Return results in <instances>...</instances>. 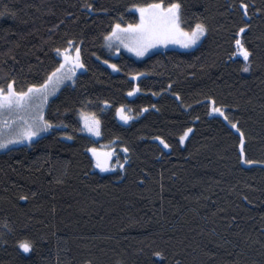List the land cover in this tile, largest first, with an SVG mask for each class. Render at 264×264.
Returning a JSON list of instances; mask_svg holds the SVG:
<instances>
[{"label":"trees","instance_id":"obj_1","mask_svg":"<svg viewBox=\"0 0 264 264\" xmlns=\"http://www.w3.org/2000/svg\"><path fill=\"white\" fill-rule=\"evenodd\" d=\"M88 2L97 11L83 8L85 0H0V11H15L0 16V83L13 75L18 88L42 83L69 40L82 41L85 63L47 104L53 128L0 152V264H160L156 250L165 251L163 264H264V165L243 163L238 133L205 102L212 95L228 105L245 155L264 160V11H255L264 0H244L249 17L241 0H179L181 26L199 19L208 32L190 50L142 60L109 54L103 36L117 20L138 22L130 5L154 0ZM244 23L249 72L242 57L228 59ZM135 72L143 75L134 80ZM135 83L144 90L128 96ZM120 104L131 120L116 114ZM82 110L99 117L100 135L87 131ZM93 146L110 149V163L119 158L125 170L95 167ZM24 235L34 240L29 253L16 243Z\"/></svg>","mask_w":264,"mask_h":264},{"label":"snow or ice","instance_id":"obj_2","mask_svg":"<svg viewBox=\"0 0 264 264\" xmlns=\"http://www.w3.org/2000/svg\"><path fill=\"white\" fill-rule=\"evenodd\" d=\"M5 11H0V16L6 14L15 15L14 10H9L5 5ZM83 8L89 10V12H95L97 9L94 3L85 0L82 5ZM139 13V20L137 23L123 24L119 20L115 21L111 25V30L107 31L103 39L109 48L114 47L115 41L123 44L124 47L130 51L136 53L137 56H143L145 52L155 44H167L174 42L181 44L183 47H192L196 45L201 37L209 30V26L205 21L196 20L194 25L188 27H182L181 9L182 5L179 0H174L167 5L163 0H154V2H146L130 5ZM253 7L255 5L253 4ZM241 8L244 17H249L248 8L249 5L241 0ZM99 11L107 12V9H99ZM257 13L264 11V9L256 8ZM250 28L248 23H244L238 28V31L234 36V50L228 56L229 60L234 57L243 58V67L241 71H251V65L253 62V52L246 46L245 41L242 39L241 34H244L247 29ZM68 46L63 48H56L55 52L58 56L62 57L59 64L54 67L43 80V82L28 83L26 86L18 88L16 85V77L13 75L10 79H7L5 83H0V118L6 113L12 116V123L8 120L3 121V127H0V149H7L10 144H16L23 141H32L33 137L39 136L41 133L46 132L48 129L53 128L51 120L45 119L43 106L47 104L49 95L65 80H72L75 76L78 68H85V63L81 55V44L74 43L72 40L67 42ZM117 51L119 49L117 48ZM105 64H110L113 70H120L119 66L115 63H110L109 60H104ZM133 79H137L143 74L140 72L130 73ZM75 81L73 80V83ZM171 87V82L169 84ZM140 83H135L128 91V96H133L136 93L142 92ZM163 91V89H162ZM153 95H159V93H153ZM175 96L179 99L180 93H175ZM205 102L210 105L209 114H218L223 118V121L230 125L232 129H235L239 136V156L244 164L259 163L264 165V160L253 161L247 158L245 155V133L238 126L239 122L229 115V106L223 103H218L216 98L212 95L205 96ZM109 101L105 100L104 104H108ZM155 108V105H145L141 111H147L149 108ZM190 107V105H188ZM233 107H239V105H233ZM130 108L125 104H120L116 108V114L121 120L127 122L132 119L129 115ZM23 113L22 115H16ZM83 117L84 126L88 132H92L95 135H100V119L95 113H84L81 111ZM199 120V117H195ZM63 123V122H61ZM5 129L8 131L6 132ZM83 130V129H82ZM193 129L191 127L186 128L179 136V143L183 144ZM68 139H72L67 132L63 133ZM164 148H170L171 145L163 137H156ZM91 152L95 158V167L101 170H106L112 167H118L121 170H125V164L120 163L117 158L115 164H111L110 161L115 155L110 149L108 151H99L96 147L87 149ZM125 153H129L130 149L125 147L123 149ZM129 156H124V161L127 162ZM35 195V193H33ZM21 200H27L28 196H21ZM247 199V197H245ZM11 231V230H10ZM18 249L23 253H29L34 247V240L29 236L24 235L22 238L16 241ZM154 257L160 258V264H163L165 258L164 250H156L152 253ZM83 264H93L90 259H85ZM176 264H180L177 260Z\"/></svg>","mask_w":264,"mask_h":264},{"label":"rangeland","instance_id":"obj_3","mask_svg":"<svg viewBox=\"0 0 264 264\" xmlns=\"http://www.w3.org/2000/svg\"><path fill=\"white\" fill-rule=\"evenodd\" d=\"M132 12H134L137 16H138V20H139V13L132 8ZM204 38L201 37V40L196 44L198 45L202 39ZM114 43V47H111L109 48L107 46V44L105 43L104 41V47L108 48L107 52L109 54H114V56H116L118 53H124L126 55H129L131 57H133L134 59L136 60H142L144 58H146L148 55L152 54V53H155V52H162V51H166V50H180V51H186V50H190L192 48H194L196 45L192 46V47H183L181 44H177V43H174V42H169L167 44H155L154 46L150 47L143 56H137L135 52L133 51H130L128 48L124 47L123 44L119 43L118 41H115L113 42ZM117 48L119 49V51H117ZM105 66H107L108 68L112 69L110 67L109 64H105ZM113 70V69H112ZM74 78V77H73ZM73 79L72 80H65L63 83H61L54 91H52V93L49 95V98H48V102L50 101V99H52L57 93L58 91L60 90V88L68 83H72ZM47 102V104H48ZM47 104H45L43 106V112L45 111L46 107H47ZM23 113H20V114H16V115H22ZM4 120H8L12 123H15V121L12 120V116L8 115L7 113L2 117L0 118V127H3V121ZM50 129H48L46 132H43L41 133L39 136H36V137H33L32 138V141H34L36 138H39L40 136L44 135L45 133H47ZM5 131L7 132L8 130L5 129ZM86 132V131H85ZM87 133V132H86ZM92 135V133L90 134ZM31 141V142H32ZM30 142L29 141H23V142H20V143H16V144H10L8 146L7 149H0V152H4L6 150H9L11 148H15V147H18V146H22V145H27L29 144ZM109 169V168H108Z\"/></svg>","mask_w":264,"mask_h":264}]
</instances>
